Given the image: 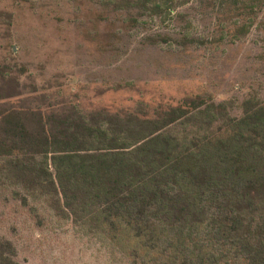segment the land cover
Segmentation results:
<instances>
[{"label":"trees","instance_id":"obj_1","mask_svg":"<svg viewBox=\"0 0 264 264\" xmlns=\"http://www.w3.org/2000/svg\"><path fill=\"white\" fill-rule=\"evenodd\" d=\"M240 107L230 116L197 94L86 120L10 105L0 179L37 227L48 215L104 235L131 264H264V104ZM187 119L190 135L166 130ZM0 264H18L5 238Z\"/></svg>","mask_w":264,"mask_h":264},{"label":"rangeland","instance_id":"obj_2","mask_svg":"<svg viewBox=\"0 0 264 264\" xmlns=\"http://www.w3.org/2000/svg\"><path fill=\"white\" fill-rule=\"evenodd\" d=\"M197 94L234 117L248 97L264 104V0H0V109L92 120ZM44 218L37 227L0 179V238L18 264H131L106 236Z\"/></svg>","mask_w":264,"mask_h":264}]
</instances>
